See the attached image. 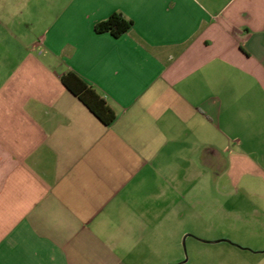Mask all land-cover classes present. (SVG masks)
I'll return each instance as SVG.
<instances>
[{
    "label": "crops",
    "instance_id": "crops-1",
    "mask_svg": "<svg viewBox=\"0 0 264 264\" xmlns=\"http://www.w3.org/2000/svg\"><path fill=\"white\" fill-rule=\"evenodd\" d=\"M8 1L0 264H133L187 204L242 220L251 197L264 217V0ZM114 14L131 30L97 33ZM69 74L114 111L110 126Z\"/></svg>",
    "mask_w": 264,
    "mask_h": 264
},
{
    "label": "rangeland",
    "instance_id": "rangeland-1",
    "mask_svg": "<svg viewBox=\"0 0 264 264\" xmlns=\"http://www.w3.org/2000/svg\"><path fill=\"white\" fill-rule=\"evenodd\" d=\"M200 191L204 200L209 199L208 185ZM258 205L250 197L243 219L227 221L220 213L211 219L208 202L199 206L198 219L190 211L193 204L181 206L182 211L180 207L165 219L164 229L138 247L133 264H264V217L255 213Z\"/></svg>",
    "mask_w": 264,
    "mask_h": 264
},
{
    "label": "trees",
    "instance_id": "trees-1",
    "mask_svg": "<svg viewBox=\"0 0 264 264\" xmlns=\"http://www.w3.org/2000/svg\"><path fill=\"white\" fill-rule=\"evenodd\" d=\"M133 22L121 14H114L109 19L96 26L99 34L109 33L119 38L129 32ZM64 85L79 98L106 126H110L116 119V114L107 103L89 86L69 74L62 79Z\"/></svg>",
    "mask_w": 264,
    "mask_h": 264
}]
</instances>
